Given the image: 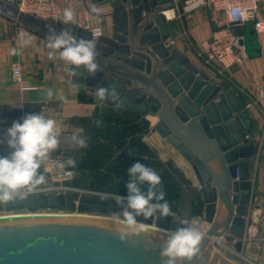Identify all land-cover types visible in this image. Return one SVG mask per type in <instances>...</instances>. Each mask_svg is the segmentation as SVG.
Segmentation results:
<instances>
[{"label":"water","instance_id":"95a60500","mask_svg":"<svg viewBox=\"0 0 264 264\" xmlns=\"http://www.w3.org/2000/svg\"><path fill=\"white\" fill-rule=\"evenodd\" d=\"M106 1L113 28L110 35L98 37L77 23L66 25L62 20L57 24L24 13L4 0H0V13L23 25L57 32L70 28L77 38L95 41L99 70L92 76L83 66H73L76 75L71 74L70 84L85 85L94 94L98 87H114L120 97L117 102L143 116L157 117L153 128L191 166L204 205L203 216L190 221L204 234L200 251L184 264H234L222 253L230 254L227 243L243 251L248 215L252 207L260 206L252 202L251 165L258 144L251 139L255 121L247 101L229 82L217 83L185 53L166 46L176 37L166 12L184 0ZM232 28L242 32L237 25ZM251 45L246 42L247 49ZM42 106L45 103L24 104L26 108ZM3 209L121 212L116 197L87 195L77 189L22 194V198L0 205ZM180 219L157 213L147 219L140 217L138 223L171 231L182 227ZM137 228V233L122 240L118 232L125 231L124 225L112 219L56 215L0 218V264H165L161 252L167 233L138 224Z\"/></svg>","mask_w":264,"mask_h":264},{"label":"crops","instance_id":"0c3cea01","mask_svg":"<svg viewBox=\"0 0 264 264\" xmlns=\"http://www.w3.org/2000/svg\"><path fill=\"white\" fill-rule=\"evenodd\" d=\"M62 3L63 7L73 11L74 23L89 30L101 27L102 35H110L113 24L109 15L111 7L106 0H62ZM94 7L98 11H93ZM166 14L169 17L171 28L176 32L173 47L185 53L193 63L200 66L217 83L229 82L231 88L242 95L247 102H251L250 96L258 99V103L249 108L255 121L251 139L258 144V153L260 147L264 153V98L261 99L257 92L259 86L264 87V33H255L254 36H250L249 41L252 45L248 48V57L245 62L230 69L226 76H220L203 65L194 47L202 40L209 38L216 29L223 25L220 14L210 5L185 13L182 18L178 17V7L171 9ZM251 30L252 28H246V34ZM22 33L25 38L30 37L29 43H23ZM49 34L50 30L48 29L23 25L12 17H1L0 106L9 107L14 111L18 110L21 115L12 113L10 119L0 118V124L7 120H10L12 124L19 120L22 122L27 114L43 112L45 116L56 120L58 126L63 132H66L67 136H70L73 130H77L80 135H83L92 127H102L114 132L118 139L117 142L112 143V145L100 143V147L111 146L113 148L119 146L121 138H123L122 142L124 143L129 141V138L125 136V125L145 119L149 122V128L144 141L147 143V151L153 154V156H147V166L150 168L160 166V168H165L164 171H167L170 166L169 162H171L174 164L173 167L178 168L177 170L181 172V175L190 178L173 157L163 155L162 148L167 153L174 148L153 128L157 121L156 117L143 116L123 106L120 102L116 104L102 102L94 93L88 91L85 85L73 86L70 84L73 66L59 59L50 60L48 58L50 49L47 47V37ZM16 61L23 66L27 88H21L12 79L11 65ZM49 89L53 90L52 97L47 94ZM37 102H43L45 106L24 107L25 103ZM153 118L155 119L154 122L152 121ZM97 121H101L99 126ZM148 138H152L153 143H150ZM166 173H163V179L168 178ZM251 173L254 181V197L264 207V164L256 166V157L252 160ZM159 175L162 178L161 173ZM164 181L168 183V180ZM194 204L203 210L204 205L199 192ZM173 213L188 221H192L203 214L201 211L187 216L177 210H173ZM243 250L250 259L259 264H264L263 242L259 240L246 241Z\"/></svg>","mask_w":264,"mask_h":264},{"label":"clouds","instance_id":"9594fccd","mask_svg":"<svg viewBox=\"0 0 264 264\" xmlns=\"http://www.w3.org/2000/svg\"><path fill=\"white\" fill-rule=\"evenodd\" d=\"M93 11L98 9L94 7ZM73 20V11L64 9L63 22L67 25ZM21 39L24 44L30 42V37L25 38L23 33ZM47 40L50 60L59 59L76 69L83 66L92 76L99 70L96 62L98 53L93 39L77 38L70 28H64L60 32L51 29ZM72 74L75 76L76 72L73 71ZM47 94L52 97L53 90L49 89ZM95 95L102 102H117L120 99L114 87H98ZM96 123L99 126L101 121ZM61 134L57 121L45 116L43 112L27 114L22 122L16 121L6 129L4 136L0 138V144L6 142L11 151L9 155H0V205L22 198L24 190L31 192L46 182V176L40 170L50 154L59 148ZM70 136L80 147L88 146L87 138L82 137L77 130H73ZM74 163L69 158L61 167L74 166ZM127 174L128 195L116 197V204L121 208L117 218L125 228V231L118 232L122 240L138 232L140 217L147 219L157 213L162 217H175L166 194L160 187L162 179L154 169L138 161L128 168ZM143 185H147L146 191L142 188ZM179 223L182 227L168 232L162 243L161 255L165 258V264H184L185 260L191 261L200 251L204 238L202 231L187 219H180Z\"/></svg>","mask_w":264,"mask_h":264},{"label":"rangeland","instance_id":"374dc122","mask_svg":"<svg viewBox=\"0 0 264 264\" xmlns=\"http://www.w3.org/2000/svg\"><path fill=\"white\" fill-rule=\"evenodd\" d=\"M1 15L4 16L3 14ZM247 28L249 29L251 28V26ZM249 32L250 31H248L246 34L247 44H250L249 37L251 35L249 34ZM257 92L259 93V91ZM260 98L263 99L264 96H260ZM256 100L258 101V99ZM11 126L12 123L10 120H7L3 122V124H0V138L4 136L6 129ZM148 128L149 122H147V120L145 119H140L139 121L125 125L124 132L125 136L129 138V141L127 143H124L122 142L123 138H121L119 140V143L121 145L119 144V146L113 148L111 146L107 148L100 147V143L112 145V143H115L118 140L114 132H111L110 130H107L105 128L92 127L83 135H81L82 137H86L88 140V146L83 148L74 143L71 140V136H67L66 132H63L61 130L62 134L60 136V146L55 152L50 154L48 160L55 157H62L66 160L71 158L75 162L74 166H72L75 175L72 180L67 182V184L69 186L83 190V194H109L114 197L127 196L128 190L126 184L129 180L127 174L128 168H130L134 163L138 162V160L147 161V156H153L152 153L147 151V143L144 141ZM10 151L11 150L8 148L6 142L0 144V155H9ZM135 159L137 161H134ZM263 160L264 158H262L261 162ZM139 162L144 163L147 166L146 162ZM169 164V170L167 171H164L165 168H160V166H155L152 168L158 174L161 173L162 175V185L160 187L165 192L166 200L169 202L172 211L177 210L187 216H191L199 211H202L203 213L202 208H199L196 204H194V201L198 194L199 186L196 177H194V179L187 178L185 175L180 174L181 172L177 170V167H173L174 164H172L171 162H169ZM43 168L44 165L42 166L40 171L46 176V182L36 187L33 192L24 190L22 194L46 193L45 191H41V187L48 184H57V182L53 181L54 177L48 173H45ZM165 172H167L166 174L168 178L163 179V175L165 174ZM164 180H168V183H166ZM142 188L146 191L147 185H143ZM28 214L31 213L26 210H0V218L20 217ZM34 214L56 216H73V214H85L84 217H100L119 221L117 218V214L103 215L97 213H67L61 211H52L50 209L39 210ZM200 216L202 217L203 214ZM191 222H193V220ZM138 225L148 228L150 227V225L144 223H138ZM150 228L154 229L152 227ZM155 228L157 227L155 226ZM204 228H206V226H204ZM164 232L167 233V231ZM217 251L219 250L217 249ZM222 255L230 259L234 264H251L249 261L242 257H237L231 254L227 255L225 252H223Z\"/></svg>","mask_w":264,"mask_h":264},{"label":"built area","instance_id":"2783aa9c","mask_svg":"<svg viewBox=\"0 0 264 264\" xmlns=\"http://www.w3.org/2000/svg\"><path fill=\"white\" fill-rule=\"evenodd\" d=\"M4 1L16 5L24 13L57 24L62 21L63 11L66 9L63 7L62 0ZM205 5L212 6L220 14L223 25L216 29L209 38L202 40L199 44L194 45V47L205 67L212 69L220 76H226L230 69L242 65L248 57V49L246 46L247 24H250L256 34L264 33V0H184L178 7V17L182 18L185 13H190ZM1 17L3 16L0 14V21ZM234 25L239 26L242 32L234 30L232 28ZM91 31L94 37L102 35L101 27L93 28ZM174 43V38H171L166 42V46L171 47ZM11 74L15 83L19 84L21 88H27L23 66L20 62L16 61L12 63ZM258 91L260 96L263 97L264 87L259 86ZM250 99L251 102H247V107L249 108L258 102L256 99L251 98V96ZM263 154L260 147L259 153L257 152L255 156L256 166L264 164V160L262 161L263 163L261 162L262 158H264ZM65 161L67 160L62 157H55L46 161L43 170L45 173L52 175L54 177L53 181L57 182V184L45 185L41 187V191L65 192L70 189H77L81 193L83 192V190L67 184L68 181L74 178L75 172L72 166L61 167ZM236 174L238 179V168ZM252 202L253 204L258 203L260 206L259 208L252 207L248 215L244 241L246 243L249 240H259L264 243V207L256 197H253ZM227 248L231 255L242 257L251 264H259L246 256L244 250L242 252L235 250L232 243H227Z\"/></svg>","mask_w":264,"mask_h":264},{"label":"bare ground","instance_id":"6f19581e","mask_svg":"<svg viewBox=\"0 0 264 264\" xmlns=\"http://www.w3.org/2000/svg\"><path fill=\"white\" fill-rule=\"evenodd\" d=\"M157 118V117H156ZM154 118L152 119V121L154 122ZM156 123V122H155ZM148 141L150 142V143H153V140H152V138H148ZM170 145V144H169ZM171 146V145H170ZM162 150H163V155L165 156V157H173L175 160H176V162L178 163V165L183 169V171L186 173V175L187 176H189L190 178H192V179H194V177H195V175H194V173H193V170H192V168H191V166L189 165V163L179 154V152L177 151V150H172V151H170V152H165L164 151V148H162ZM187 172H186V171ZM36 214H34V213H31V214H28V215H23V216H35ZM77 216H82V217H84V215L85 214H76ZM76 215H74L73 214V216H76ZM192 223V222H191ZM145 224V223H144ZM150 227H152V228H154V229H156V230H159V231H164L163 229H161V228H155V226L154 225H150ZM149 227V228H150ZM204 227H202V229H203ZM207 228V227H206ZM205 229V228H204ZM172 231V230H171ZM168 232H170V231H167V233Z\"/></svg>","mask_w":264,"mask_h":264},{"label":"trees","instance_id":"16d2710c","mask_svg":"<svg viewBox=\"0 0 264 264\" xmlns=\"http://www.w3.org/2000/svg\"><path fill=\"white\" fill-rule=\"evenodd\" d=\"M11 110L9 107H6V106H0V118H5V119H10L12 118L11 115L12 113H18L21 115V112H19L18 110ZM2 112V113H1ZM138 161H143V162H146V160H138ZM170 184V183H169ZM200 212V211H199Z\"/></svg>","mask_w":264,"mask_h":264}]
</instances>
